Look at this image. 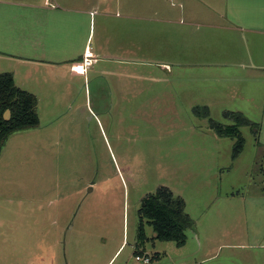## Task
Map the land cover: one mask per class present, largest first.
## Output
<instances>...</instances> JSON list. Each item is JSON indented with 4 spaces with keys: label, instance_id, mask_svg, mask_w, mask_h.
I'll use <instances>...</instances> for the list:
<instances>
[{
    "label": "rangeland",
    "instance_id": "rangeland-1",
    "mask_svg": "<svg viewBox=\"0 0 264 264\" xmlns=\"http://www.w3.org/2000/svg\"><path fill=\"white\" fill-rule=\"evenodd\" d=\"M202 2L197 19L174 8L186 31L152 63L88 68L70 99L40 101L38 127L8 137L0 264H264V0ZM225 111L254 123L235 158V139L209 125L232 124ZM162 185L194 220L181 247L146 222L138 241L141 200Z\"/></svg>",
    "mask_w": 264,
    "mask_h": 264
},
{
    "label": "crops",
    "instance_id": "crops-1",
    "mask_svg": "<svg viewBox=\"0 0 264 264\" xmlns=\"http://www.w3.org/2000/svg\"><path fill=\"white\" fill-rule=\"evenodd\" d=\"M202 3V0H0V72H12L18 86L33 92L38 98L37 108L44 98L53 108L59 98L73 94L72 77L86 75L87 70L79 73L73 68L83 59L86 47L96 57L88 69L95 77L113 71L107 63L113 64L116 71L152 63L145 57L169 49L171 33L176 37L186 31L182 21L173 17L174 8L185 14L186 5H193L197 19L202 17ZM190 24H194L195 31L204 23L196 20ZM260 31L264 32V28ZM158 37L163 39L162 44ZM161 64L169 66L166 62Z\"/></svg>",
    "mask_w": 264,
    "mask_h": 264
},
{
    "label": "trees",
    "instance_id": "trees-1",
    "mask_svg": "<svg viewBox=\"0 0 264 264\" xmlns=\"http://www.w3.org/2000/svg\"><path fill=\"white\" fill-rule=\"evenodd\" d=\"M37 105V96L18 86L12 72H0V153L12 133L38 127L40 119ZM7 109L11 112L8 119L4 117ZM194 110L200 115H209L208 108L204 106H196ZM224 116L230 118L233 123L223 124L210 118L209 125L219 136H229L235 139L232 152L235 158L244 146L240 127L254 125V123L240 111H225ZM138 215V241L142 243L147 238L144 229L145 222L153 228L155 233L153 239L173 241L178 247L185 245L186 230L194 225L193 218L185 210L183 197L175 194L170 187L165 185L147 193L142 198ZM158 255V252L154 254L155 257Z\"/></svg>",
    "mask_w": 264,
    "mask_h": 264
},
{
    "label": "built area",
    "instance_id": "built-area-1",
    "mask_svg": "<svg viewBox=\"0 0 264 264\" xmlns=\"http://www.w3.org/2000/svg\"><path fill=\"white\" fill-rule=\"evenodd\" d=\"M96 60L95 55L93 54V51L91 48L86 47L83 55V59L79 62H76L73 65L74 71L79 72V73H84ZM137 260H141L144 263H147L150 261V257L148 255H139L137 254L135 256Z\"/></svg>",
    "mask_w": 264,
    "mask_h": 264
},
{
    "label": "water",
    "instance_id": "water-1",
    "mask_svg": "<svg viewBox=\"0 0 264 264\" xmlns=\"http://www.w3.org/2000/svg\"><path fill=\"white\" fill-rule=\"evenodd\" d=\"M10 114H11L10 110L7 109V110L5 111V113H4V117H5L6 119H8V118L10 117Z\"/></svg>",
    "mask_w": 264,
    "mask_h": 264
}]
</instances>
